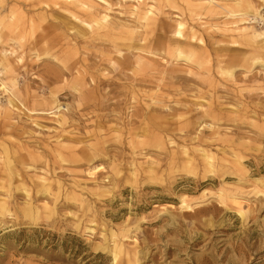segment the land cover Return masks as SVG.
Segmentation results:
<instances>
[{
	"label": "bare ground",
	"instance_id": "1",
	"mask_svg": "<svg viewBox=\"0 0 264 264\" xmlns=\"http://www.w3.org/2000/svg\"><path fill=\"white\" fill-rule=\"evenodd\" d=\"M40 1L43 0L33 1L31 6ZM150 1L148 4L144 0H120L114 5L122 8L111 15L114 6L110 0H64L72 9L65 10L67 15L58 13L51 20L45 12L23 14V10L17 9L18 60L24 78L21 85L7 57L11 52L0 51V76L4 74V79H0V221L10 212L31 218L54 214L60 196L73 202L82 216H91L94 209L84 195H106L117 181H122L118 166L113 165L112 174L103 176L104 167L94 164L99 157L113 162L120 156L104 148L109 139L102 136L106 131L120 130L119 127L125 129L131 145L127 168L131 175L125 179L129 187L137 188L136 178L140 172L150 182L155 175L158 158L142 152L149 135L159 146L170 147L164 155L168 164H181L193 170L198 166L202 169L203 180L217 173L223 182L227 174H237V183L233 186L223 184L215 199L239 217L251 211L249 202L242 196L243 186L251 185L258 203L264 201V177L249 179L234 147L244 135L241 125H234L235 130L228 127L224 129L229 131L220 130L222 122L237 124L238 121L260 119L259 114H264V104L254 102L250 110L252 106L244 94L254 89L264 91V12H261L264 0H259L260 4L255 0H181L182 8L175 0ZM3 2L0 0V8ZM161 5L180 13L167 16L168 12L162 10ZM181 14L187 15L190 22L181 20ZM202 14L208 16L207 22H198ZM5 17L7 25L13 18V11ZM3 26V19H0V43ZM200 28L207 39L199 33ZM157 51H163L170 59L162 58V65L156 58ZM80 52L86 56H80ZM42 54L48 57L46 64L33 65L43 58ZM205 60L210 62L207 68L202 66ZM39 65H42L40 73L46 74L47 79L33 74L34 79H39L38 83L28 82V69ZM106 65H111L110 71L124 75L125 71H130V80L117 82L120 78L109 76ZM190 74L209 88L202 92L199 86L190 83ZM154 78L169 82L157 85L158 88L150 93L139 87ZM64 87L71 92H66ZM106 92L132 95L142 92L149 100L127 113L120 123L118 120L122 117L117 104L100 105ZM61 95L73 100V106L62 104ZM230 101H236L240 107L230 108ZM166 102L172 103L171 106ZM155 105L166 113L161 114ZM256 107H261V112L256 111ZM251 112L253 114H249ZM23 114L27 118L23 119ZM40 114L51 117L52 136L24 140L27 134L31 138V130L26 125L28 120L33 126L45 127L31 118ZM197 114H200L199 121L193 119ZM106 121L114 122V126H105ZM189 124L190 128L185 131ZM250 124L257 126L256 120ZM174 130L179 132L176 136L172 133ZM216 144L217 154L210 148ZM140 154L145 160L137 162L135 158ZM58 159V163L84 165L83 172L90 183L75 179L65 187L63 180L51 178V174L47 177L45 170L33 175L26 172L36 169L34 164L38 162L46 168ZM204 191L197 198L178 194L177 207L191 211L193 206H201ZM35 195L42 199L37 201ZM20 198L21 201H17ZM167 206L169 208L163 211L169 216L167 224L180 226L177 216L168 210L175 205ZM201 207L190 216L212 209ZM257 208L260 209L261 204ZM76 222L82 231L93 233L95 227L90 224L89 217L84 224L79 225V219ZM139 228V223L126 221L99 227L104 241L102 249L111 255L113 264L118 260L120 264H139L146 255L147 252L136 245Z\"/></svg>",
	"mask_w": 264,
	"mask_h": 264
},
{
	"label": "rangeland",
	"instance_id": "2",
	"mask_svg": "<svg viewBox=\"0 0 264 264\" xmlns=\"http://www.w3.org/2000/svg\"><path fill=\"white\" fill-rule=\"evenodd\" d=\"M33 1L34 3L36 2V0H4L2 3L3 8H0V19H3L4 25L1 29L0 51L7 49L11 52L7 54V57L13 65L20 85L24 78L22 77L23 69H20V61L18 60L20 58L17 9L18 11L23 10V14H30L33 11L45 12L49 20L58 13L67 15L65 10L72 9L71 5L66 4L64 0L53 2L43 0L32 7ZM110 1L114 6L110 14L116 15L119 8L122 7L114 4L119 3L120 0ZM255 1L257 4L261 3L259 0ZM136 2L140 3V1ZM144 2L149 4L151 1L144 0ZM123 3L121 1V4ZM133 3L135 4V1ZM175 3L180 8L184 5L181 0H175ZM161 7L162 10L168 12L167 16L180 13L171 7L162 5ZM10 10L13 11V18L6 25L4 24L6 22L5 15ZM261 12L263 13L264 9ZM156 15L159 16V13H156ZM179 16H181V20H185L187 23L190 22L187 15L181 14ZM200 18L198 22H207L209 20L205 14H202ZM199 31L204 38H208L203 28H200ZM26 35H28V32ZM81 52L80 56H86V54ZM122 52L125 53L124 49H122ZM157 52H159V56L156 58L160 63L163 59H170L163 51ZM41 57H43V60L40 59L32 64L37 65L40 62L46 64L48 57L43 54ZM91 59L93 58L91 57ZM173 62L176 61L173 60ZM209 65L210 62L205 60L202 66L207 68ZM109 66L111 65H106L105 69L110 72L109 76L120 78L117 82H128L130 80L128 78L131 75L130 71H125L126 74L124 75L117 71H110ZM40 68H42V65H39L38 68L31 67L28 69V82L35 81V84L38 83L39 79H34L33 74L47 79L46 74L40 73ZM256 69L258 68L256 67ZM179 74L186 75L184 73ZM3 75L0 76V79H4ZM189 76L191 79L190 83L199 86L202 92L207 90L208 86L206 83H200L199 78L195 75L190 74ZM172 80L175 81V79ZM168 82V79L158 81L154 78L151 82H144L139 87L150 93L158 88L157 85ZM133 83H136V81H133ZM227 84L230 83L227 82ZM240 84L244 85L243 83ZM175 85L176 83L172 85V90ZM106 89L109 88L107 87ZM64 90L71 92L67 87H64ZM249 92L244 94L245 100L249 101L251 106L257 101H261L264 104V91L254 89V91ZM102 100L103 102H100L101 106L114 103L119 106L122 119L118 121L123 123L127 113L132 110L135 111L141 106V102L148 101L149 97L142 92H138L136 95L106 92ZM60 102L71 107L74 104L73 100L64 95L60 96ZM166 103L170 106L172 104ZM155 107L161 114L166 113L162 107L158 105H155ZM238 107L240 105L236 101L231 102L230 108L238 109ZM256 108V111L261 112V107ZM252 109L253 106L250 110ZM259 117L260 119H250V121L248 119L247 122L238 121L237 124L222 122L220 125L221 131H229L224 129L226 127L235 130L234 125H241L240 131L244 135L234 147L240 155V161L246 169V174L251 180L256 177H264V114H259ZM24 118H27V116L23 114ZM31 118H35L45 127L33 126L28 120L26 125L28 130H31V138L27 134L24 135V140L34 141L35 137L45 139L52 136L53 132L51 130L54 123L49 115H32ZM193 119L201 120L200 114L195 115ZM179 120L180 122L183 121V119ZM253 120H256L257 126L250 124ZM105 126H114V122L106 121ZM119 128L120 130L118 131H106L102 136L109 139L103 145L104 148L120 156L115 157L113 162H110L106 157H99L94 160V164L100 163L104 167L102 170L103 176L112 174L111 167L113 165L118 166L121 171L122 181H117V185L106 195H84L94 209L93 214L91 216L88 215L89 219H92L90 224L95 227L93 233L82 231V228L76 226V219H79L80 225L84 224L88 217L82 216L73 202L64 200L61 196L55 204L57 205L55 213H51L48 216L43 214L37 218H31L28 215L24 216L21 213L10 212V214L4 215L0 221V264H113L111 255L102 249L104 241L100 235L99 227L104 224L118 225L125 221L129 224H140V228L136 232V245L138 249L145 250L147 253L141 258L139 264H264V201L262 200L258 203V197L253 193L251 185H245L242 188V196L244 200L249 202L251 211L244 217H239L232 209H226L225 206L219 204L215 199L217 190L223 184L233 186L237 183V174H227L224 181L221 182L217 173H212V175L207 173L206 176L208 175L209 177L203 180L201 178L202 169L198 166H196L197 169L194 168L195 170H193L187 169L181 164H168L164 159V155L167 151L166 149H170V147H166V145L163 147L159 146L148 135L146 138L147 143H145L142 152L153 158H158L157 169L151 182L144 177V173H138L136 179L139 185L137 188H131L125 183L126 177L131 175L127 170L129 167L128 162L131 158V145L128 143L129 135L125 132V129ZM150 128L153 130L152 127ZM189 128L190 124L184 130L186 131ZM172 133L176 136L179 132L174 130ZM216 146L218 145L211 146V150L215 152ZM135 159L140 162L145 160V157L140 154ZM58 161L59 159L54 163L51 162L46 168L42 166L41 162H38L34 164L36 169H29L26 172L33 175L45 170L48 173L46 174L47 177L51 174V178H60L64 181L65 187L70 186L75 179L90 183L86 173L83 172L85 169L84 165L79 164L78 166L76 163L59 162L61 164L60 167ZM147 181L149 182L146 183ZM203 190H205L202 197L204 203L201 206L212 207L207 213L190 216L196 209L202 207L193 206L191 211L177 207L179 205L178 194L185 193L197 198ZM34 197L37 201L42 199L39 195ZM17 201H21V198L17 199ZM170 203L173 206L175 205L174 208L168 210H171L172 214L177 216L180 222L178 227L167 224L169 216L163 211L169 208L167 204ZM258 204H261L260 209L257 208ZM206 258L208 261L203 262V259ZM117 264H120V260L117 261Z\"/></svg>",
	"mask_w": 264,
	"mask_h": 264
}]
</instances>
